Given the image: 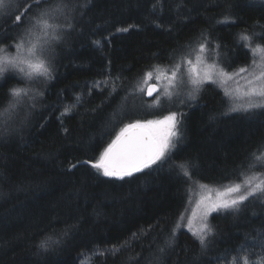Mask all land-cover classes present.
<instances>
[{
    "label": "trees",
    "instance_id": "trees-1",
    "mask_svg": "<svg viewBox=\"0 0 264 264\" xmlns=\"http://www.w3.org/2000/svg\"><path fill=\"white\" fill-rule=\"evenodd\" d=\"M11 1H0V54L12 51L39 11L35 0ZM57 4L68 7L55 17L59 27L48 30L60 38L44 54L51 79L33 88L40 98L7 112L19 80H0V264H232L233 256L243 264L245 254L256 264L264 258V195L213 213L204 246L189 225L196 185L239 183L242 171L263 178L264 162L252 153L264 149V108L228 112L222 91L205 85L192 104L176 107L177 135L163 160L123 179L91 167L121 128L167 113L147 107L152 100L142 80L152 67L173 65L198 43L217 51L228 72L248 65L244 37L264 46V2ZM18 12L25 13L19 23Z\"/></svg>",
    "mask_w": 264,
    "mask_h": 264
},
{
    "label": "snow or ice",
    "instance_id": "snow-or-ice-1",
    "mask_svg": "<svg viewBox=\"0 0 264 264\" xmlns=\"http://www.w3.org/2000/svg\"><path fill=\"white\" fill-rule=\"evenodd\" d=\"M27 7H32L29 4ZM27 7L21 11H27ZM35 7L39 11L33 15L32 19L29 21V27L26 30V36H32L36 31L43 32L45 36L48 34V30H55L59 27L55 23L54 13L62 11L63 8H67V4H57L53 7V0H35ZM16 22H21V14L18 12L14 17ZM23 26V25H21ZM71 25H69L70 27ZM127 31L128 29H122ZM53 40H58L59 34L53 35L51 37ZM248 39V37H244ZM47 41L39 44L37 48V43H32L31 47L28 49L30 56H37L38 62L33 63L31 60H24L18 58L9 59L7 56L0 57V75L8 71L9 68H17L19 64L26 63L29 69L33 72H37L46 78H51V71L49 66L46 64V58L44 56L47 51L46 48ZM24 47V38L22 37L20 42L16 44V48L19 51ZM0 51H3L0 49ZM205 51V45H200V52ZM251 51L255 55L257 51L264 52V46L256 45L255 48H251ZM200 57L197 56L199 61ZM188 64L192 61L188 60ZM255 64V60H253ZM179 68V65L176 66ZM43 70L42 72L40 70ZM19 71L24 72V68L20 67ZM247 68H240L239 73L247 72ZM239 73H228L224 69H220L218 75L220 77H228L231 79L234 75ZM32 72H28L25 75L31 78ZM146 77L151 79L152 72H147ZM173 81L177 78V71L173 70L171 73ZM157 79H159L157 77ZM205 82H215L212 73H205L202 77L193 69V75L190 76V83L194 85V91L190 95H194L195 92L199 91V86ZM249 87L244 92L246 97H255L257 99H250L246 106H234L231 110L237 111L243 107L244 110H249L251 108H264V71L259 75H256L254 79L248 81ZM153 87L149 86L148 95H152ZM166 94L171 98L172 93L165 89ZM11 99L8 101V108L12 109L18 105L22 96L28 95V90L24 88L14 87L10 89ZM227 94V93H226ZM155 103L159 104V98L156 99ZM7 111V109H6ZM176 114L171 113L163 118V120H148L145 122L137 121L132 124H128L120 129V132L116 135L115 139L108 144V146L100 154L99 159L91 163V167L103 172L105 177H117L123 179L125 176H131L134 172H139L144 168L151 166L165 158L166 153L173 146L171 143V138L177 135L175 131L176 128ZM163 125V127H160ZM134 130H149L146 134H132ZM259 154L256 152L252 153V156L256 161L264 162V149L258 150ZM80 163V162H77ZM82 163L88 164L89 161H83ZM77 164H71V168H76ZM182 168L184 165L181 166ZM255 167L254 164H250L249 168ZM185 176L190 177L188 171H184ZM243 179L239 183H234L224 189L219 196L228 197L226 199L218 198L216 202L208 205V211L213 210H238V206L246 201L250 196H257V194L264 195V179H260L258 174L253 173L252 175H247L245 172H241ZM255 181V183H254ZM235 194V195H231ZM208 211L205 212L207 216ZM191 221H189V224ZM211 232V228L205 223L200 229L197 230L194 235H198L199 241L202 246L205 245L207 235ZM41 246L44 244L42 242ZM223 259L227 260V257ZM239 260L243 264H248L247 254L239 257ZM232 264H238V258L236 256L232 257ZM256 264H264V258L258 260Z\"/></svg>",
    "mask_w": 264,
    "mask_h": 264
},
{
    "label": "rangeland",
    "instance_id": "rangeland-1",
    "mask_svg": "<svg viewBox=\"0 0 264 264\" xmlns=\"http://www.w3.org/2000/svg\"><path fill=\"white\" fill-rule=\"evenodd\" d=\"M261 1L264 2V0H261ZM0 5L2 6L3 4H0ZM24 14L25 13L22 12L21 17L24 16ZM58 14L59 12H56L54 13V16L56 17ZM27 28L23 30V33L19 36V39L17 41V43H19L21 38L23 37L24 47L18 51L15 45L12 51L1 53L0 57L7 56L9 59L18 58V59H24V60H31L33 63L38 62L39 58L37 56H30L28 49L31 47L32 43H37V48H39V44L44 42V40L47 41L45 46L46 48H48L47 46L50 45L53 41L51 37L54 34L53 32H48L47 36H45L43 32L36 31L32 34V36H26ZM249 40H251V38L248 36V39H246L245 44L247 43V46L250 49L249 52L251 55V61L248 65L240 67V68H247L248 69L247 72L239 73L240 68L237 70L228 72V66L220 60L217 51L211 52L205 48L204 52H200L201 43H198L196 45L197 47L192 50V53L187 52L188 55L185 54L182 57L181 56L178 57L175 60L174 64L171 66L152 67L151 70H149L150 72H152L151 79H148L145 75L142 81L144 83L147 82L146 85L150 83L156 84L157 87L159 88V91L157 94H155L152 97L151 99L152 101L150 105L149 104L147 105V107L150 109H153V108L162 109L163 108L165 109V111H167V113H165V115L162 118L154 119L153 121L163 120L165 116L171 113L176 114V120H177L178 115L176 113L177 110H175L176 107H183V106L192 104L193 101L196 100V98L199 96L198 93H201L202 88L205 85L211 84L213 85V87L220 89L222 91L225 97V103H226L225 108L228 112L233 111L231 109L234 106H246L250 99L252 100L257 99L255 97H251V98L246 97L244 95V92L249 87L248 81L254 79L256 75H259L262 71H264V52L257 51L254 55L253 52L251 51V48H255V45L252 43V41L250 43ZM177 56L178 55L176 54V57ZM197 56L200 57L199 61L197 60ZM188 60H191L192 63L188 64L187 63ZM253 60H255V64H253ZM177 65H179L178 69L176 68ZM20 67L24 68L23 73L19 71ZM221 68L224 69L228 73H239V74L234 75L231 79H229L228 77H220L218 75V72ZM193 69H195L196 72H198L201 77L205 73H212L213 79L215 82L203 83L202 85L199 86L198 92H195L194 95H190L194 91V85L190 83V76L193 75ZM173 70L177 71V78L175 81H173V78L171 76V73ZM40 71L42 72L43 70L41 69ZM28 72L33 73L31 78H28L25 75ZM7 75H11L12 77H14L15 79L21 82L20 84L21 86H19V81H18V84L14 87L24 88L28 90V95L22 96L21 102L18 105H16L15 108L9 109L8 104H7V112H10V113H14L18 111V106H20V104L22 103L29 104L32 100L34 101L36 100V98H40V96L37 94V91L33 90V88L37 85V89H38L39 85L45 84L48 82V80L51 79V78L50 79L46 78L45 76L40 75L37 72H33L32 69L28 68L26 63L19 64L18 67L15 69L9 68L8 71L0 75V80ZM157 77L159 79H157ZM165 89H167L168 92L172 93L171 98H169V96L166 94ZM29 92H31L33 96L29 95ZM26 97L27 99H25ZM157 98H159V104L155 103ZM173 103H177L176 106H174ZM251 109H254V108H251ZM240 110H243V111H240ZM240 110H237V111H240V112L248 111V110H244L243 107H241ZM160 127H163V125H161ZM175 138L176 136L171 138L172 145L175 143L174 142ZM171 150H173V146L169 149V151ZM260 179H264V174H263V178H260ZM228 186L196 185V188L194 190V193H195L194 201L190 206V214H189V221H191L189 225H190L191 231L196 233L197 230L200 229L205 223L207 224L208 218L213 213L230 211V209L228 210L220 209V210L208 211V205L216 202L218 198L220 199L228 198V197L219 196V194L222 193L224 189L227 188ZM231 195H235V194H231ZM206 211H208L207 216H205Z\"/></svg>",
    "mask_w": 264,
    "mask_h": 264
},
{
    "label": "water",
    "instance_id": "water-1",
    "mask_svg": "<svg viewBox=\"0 0 264 264\" xmlns=\"http://www.w3.org/2000/svg\"><path fill=\"white\" fill-rule=\"evenodd\" d=\"M149 86H152L153 87V92H152V95H148V90H149ZM159 91V88L157 87V85L155 84H149L147 87H146V91H145V97L150 100L152 99V97L157 94ZM148 132V130H134V133L132 134H146Z\"/></svg>",
    "mask_w": 264,
    "mask_h": 264
}]
</instances>
